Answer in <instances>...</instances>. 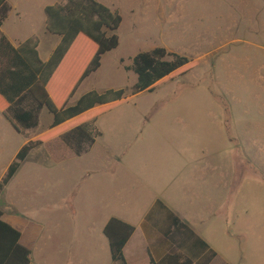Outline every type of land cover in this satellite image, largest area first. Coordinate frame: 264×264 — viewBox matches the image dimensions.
<instances>
[{
    "label": "rangeland",
    "instance_id": "374dc122",
    "mask_svg": "<svg viewBox=\"0 0 264 264\" xmlns=\"http://www.w3.org/2000/svg\"><path fill=\"white\" fill-rule=\"evenodd\" d=\"M99 1L123 16L120 46L71 104L92 90L130 95L133 59L157 47L201 65L104 114L102 136L82 157L63 148L57 161L50 147L53 161L24 165L11 192L16 207L23 205L18 219L33 242L32 264L107 259L99 246L87 256L94 229L150 208L157 216L158 201L177 215L197 214L216 264H264V50L250 45L262 43V34L249 31L262 23L264 0ZM37 37L45 42L43 32ZM49 120L29 135L46 131ZM36 226L40 237L32 241Z\"/></svg>",
    "mask_w": 264,
    "mask_h": 264
},
{
    "label": "trees",
    "instance_id": "16d2710c",
    "mask_svg": "<svg viewBox=\"0 0 264 264\" xmlns=\"http://www.w3.org/2000/svg\"><path fill=\"white\" fill-rule=\"evenodd\" d=\"M9 1L0 0V110L20 134L40 125L44 109L53 116V124L49 132L22 148L0 183V193L35 149L61 141L75 157H82L102 136L97 123L104 114L143 92L154 93L201 65L198 60L157 47L133 59L130 70L137 75V83L130 95L122 89L104 93L92 90L71 104L82 84L101 69L103 57L119 48L118 32L124 22L120 11L99 0H67L48 6L47 31L62 40L50 60L43 62L37 37L14 48L2 34L12 10ZM155 208L157 214L168 216L173 228L171 240L178 244L180 238H194L201 247L193 258L177 253L161 264H211L218 257L162 202L158 201ZM135 232L133 225L117 218L106 225L104 235L114 264H128L124 251ZM21 240L22 233L4 220L0 209V264H32V251Z\"/></svg>",
    "mask_w": 264,
    "mask_h": 264
},
{
    "label": "crops",
    "instance_id": "0c3cea01",
    "mask_svg": "<svg viewBox=\"0 0 264 264\" xmlns=\"http://www.w3.org/2000/svg\"><path fill=\"white\" fill-rule=\"evenodd\" d=\"M36 1L37 0H10L9 3L12 10L8 20L2 27L1 32L14 48L20 47L32 37H37L38 32H43L45 42H42V39L37 37L40 41L39 54L43 62H48L57 47L59 46V44L61 43L62 38L59 36L52 35L47 31L46 8L51 5H49L48 3L36 5ZM65 2H67V0H65ZM38 15L40 16V21L37 23L35 17ZM260 17L262 23L258 24L256 22L255 24L249 25V31L254 33V37L256 36V34H262L261 36L263 41L261 43L259 42L260 40H253L250 45H253L256 48H262L264 50V5L262 9V15H260ZM6 25L12 26V28H9V35H6ZM30 33H32V35L27 36V34ZM256 73L259 72L257 71ZM79 99L80 98H78L76 102ZM47 113H49V111L47 109H44L40 117V125L43 122V117L47 120L50 119L49 123L47 124V130L42 133L40 132L38 134L30 136V131H28L26 134L18 133L0 110V183L6 177L10 166L16 160L22 148L31 140L37 139L50 131L51 125L53 124V116ZM40 125L36 129H38ZM50 147L51 151L53 152V157L57 161H59L64 155V149H67L68 152L71 154H69L70 158H77L72 154L70 149L67 148L61 141H57L48 146H41L35 149L30 154L29 158L22 164L17 175L12 179L9 185L0 193V209L4 213V220L22 233L21 243L23 246L27 247L31 251V247H33V242L29 241L27 236L23 233L24 229H22L21 225L22 220L18 219L21 214H19L17 210L21 209L23 205L21 207H16L17 203L12 198L14 196L12 195L11 188L18 183L19 178L24 174V172H21V170L23 169L24 165L27 164L31 159L42 158L45 161H53L51 154L48 151ZM222 176L223 178L225 177V172H222ZM228 176L230 177L231 183L232 173L230 172V175ZM27 208L28 207L25 205L24 209ZM150 210L151 208L148 209L147 212H142L141 216L136 215L131 216L132 218H120V220L131 224L136 228L135 234L127 244L124 251L125 258L128 264H161L165 261L167 263V261H169V258H173L177 253H181L191 258H193V255H198V252H200L201 247L197 239L189 238V240H185L183 238H180V241L178 240L179 243L176 244V241L170 239L173 228L166 213H159L157 214V216L152 215L151 217H149ZM171 212H173L179 219H181L191 229V231L195 233L197 237L209 244L203 239V236L207 234V230L204 231V224L199 220L197 214L194 211L184 213V215H177L174 211ZM135 214L139 213L137 212ZM187 216H189V218ZM185 217L188 219H185ZM111 219L103 223L100 228L94 229V235L96 237H94L93 243L88 247L89 249H93L94 251L91 254H87V256L92 257L91 255L95 254L96 248L98 246L99 249L104 252V256L107 255V259H101L95 262L94 264H114L111 256L109 241L104 235V229ZM197 226L199 227V229L197 228ZM194 227H196V229H194ZM40 232L41 231L37 226L36 228L34 227L30 239L32 241L37 240V238L40 237ZM196 243L199 244V246H197ZM95 260L96 259L90 260L89 264H93L92 261ZM219 260L220 257L218 256L211 264H216ZM222 264L227 263L226 261H223Z\"/></svg>",
    "mask_w": 264,
    "mask_h": 264
}]
</instances>
